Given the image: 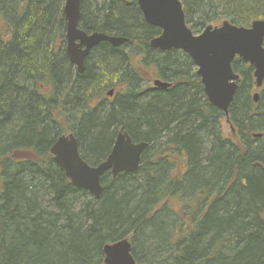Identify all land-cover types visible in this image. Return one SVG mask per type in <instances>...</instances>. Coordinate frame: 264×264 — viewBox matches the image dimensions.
Masks as SVG:
<instances>
[{"label":"trees","instance_id":"1","mask_svg":"<svg viewBox=\"0 0 264 264\" xmlns=\"http://www.w3.org/2000/svg\"><path fill=\"white\" fill-rule=\"evenodd\" d=\"M181 1L194 34L264 19V0ZM64 4L0 0V264H104V245L125 238L137 264H264V84L253 67L234 62L226 116L188 54L151 47L161 30L137 0H81L80 29L127 41L100 43L79 73ZM151 73L171 86H148ZM120 130L148 147L136 172L104 174L100 198L50 153L73 132L98 165Z\"/></svg>","mask_w":264,"mask_h":264},{"label":"water","instance_id":"2","mask_svg":"<svg viewBox=\"0 0 264 264\" xmlns=\"http://www.w3.org/2000/svg\"><path fill=\"white\" fill-rule=\"evenodd\" d=\"M146 22L161 29L150 45L154 49L182 50L193 60L209 102L226 116L238 90L240 74L234 70L236 59L253 67L256 88L264 84V19L254 20L250 26H238L225 20L221 25L207 26L195 35L186 23L181 0H137ZM81 0H65L66 52L79 73L85 68V59L93 48L102 42L114 48L127 39L102 32L87 33L79 28ZM156 87L167 89L170 83L156 80ZM113 96V90L107 93ZM260 94L254 93V102ZM256 136H261L256 135ZM148 143H135L127 131H119L113 148L103 162L89 165L81 156L78 139L72 132L62 135L51 147L54 161L65 172L73 186L85 189L94 197L103 193L102 177L111 171L113 177L120 173H134L140 167L141 156ZM104 264H137L132 254V244L125 238L103 247Z\"/></svg>","mask_w":264,"mask_h":264},{"label":"rangeland","instance_id":"3","mask_svg":"<svg viewBox=\"0 0 264 264\" xmlns=\"http://www.w3.org/2000/svg\"><path fill=\"white\" fill-rule=\"evenodd\" d=\"M220 23H221V22H220ZM141 60H142V59H141ZM146 77H147L148 86H150L151 84L153 85V80L159 78L158 75L153 74V73H151L150 76H146ZM147 82H146V84H147ZM152 85H151V86H152ZM105 94H106V93H105ZM104 97H105V96H104ZM222 129H223V132H224V135H225V136H229V135H231V129H230L229 125L226 123L225 120L222 121ZM145 150H146V149H145ZM145 150H144V151H145ZM143 153H144V152H143ZM175 202H176V201H175ZM171 205H172V203H171Z\"/></svg>","mask_w":264,"mask_h":264},{"label":"bare ground","instance_id":"4","mask_svg":"<svg viewBox=\"0 0 264 264\" xmlns=\"http://www.w3.org/2000/svg\"><path fill=\"white\" fill-rule=\"evenodd\" d=\"M64 6H65V4H64ZM80 11H81V7H80ZM96 47H97V46H96ZM93 49H94V48H93ZM93 49H92V50H93ZM92 50H91V51H92ZM67 56H68V54H67ZM68 58H69V57H68ZM69 60H70V59H69ZM70 62H71V61H70ZM71 63H72V62H71ZM72 64H73V63H72ZM73 65H74V64H73Z\"/></svg>","mask_w":264,"mask_h":264}]
</instances>
